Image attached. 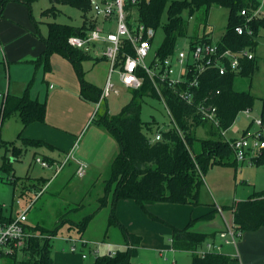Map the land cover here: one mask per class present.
Instances as JSON below:
<instances>
[{
  "label": "trees",
  "instance_id": "trees-1",
  "mask_svg": "<svg viewBox=\"0 0 264 264\" xmlns=\"http://www.w3.org/2000/svg\"><path fill=\"white\" fill-rule=\"evenodd\" d=\"M15 2L30 5L32 0H1L0 20L4 18V12L8 5ZM50 3L51 7L43 11V16L57 17L60 12L59 6L65 5L73 7L83 14V24L81 27H73L56 22L48 23V36L41 37L45 48L33 64L37 67H43L44 71L48 72L51 70V57L53 55L58 54L66 58L73 64L80 78L82 99L96 104L100 99L102 89L86 81L83 72V62L91 57L70 47L67 43L70 36L84 35L94 27L92 23L89 25L88 21V14L91 11L90 1L50 0ZM213 6L224 7L230 11L228 26L219 42V47L222 50L240 51L248 48L254 51L258 45L260 30H264V19L254 17V13L261 7L259 0H183L173 2H169V0H140L138 10L140 21L147 27H154L158 31L167 9V22L163 26L165 36L163 42L159 45V54L165 57L175 51L179 39L186 36L187 21L183 14L188 12V15L192 18L195 12L204 10L207 16L208 11ZM244 10L247 11V16L241 15V11ZM251 17L252 19H250ZM205 25L204 27H207V17ZM237 26L244 27V34L238 35L235 32ZM192 38V41H197L199 37L194 36ZM255 63L254 60L243 63L242 75L251 77L256 66ZM234 78L235 75L233 74L220 76L216 71L205 73L201 86L202 97L207 95L214 97L219 109L221 126L216 128L208 125V135L211 137L200 140L202 150L198 154L194 153L195 137L193 136L192 127L189 125V120L191 116L195 115L196 109L194 106L181 101L172 89L166 88L164 93L175 118L186 133V143L176 131L165 132L163 139L160 141L153 142L151 140L149 135L153 132L152 126L155 122H144L141 119L144 97L149 95L157 100L153 86L148 80L142 89L133 90L129 103L122 108L118 115H110L108 109L101 115L97 112L95 117L99 115L100 118L96 122L106 128L115 137L119 145V150L111 161L107 178L100 183L101 177L97 176L95 184L86 191L88 193L101 184L103 195L96 200L97 205H94L92 210H88V205L78 200L70 202L58 214L54 222H46L45 219H43V223L42 220L33 222V225L29 226L33 237L29 241L28 247L13 258L12 263L53 264L54 238L59 235L64 227H67L70 231H76L78 238L85 239L88 244H98V242L86 239L85 235L88 234L90 225L97 214L111 206L105 237L100 242L108 243L107 240L112 238L110 233L116 230L119 232L120 240L125 245V249L118 250L113 257L108 255L98 256L92 264H134L133 259L137 256L141 238L130 233L118 220L116 216L118 202L121 200L134 201L151 219L161 222L164 221L150 213L148 206L158 203L194 206L200 204L201 188L205 185L204 176L207 170L216 164H223V159L233 155L230 143L221 138V131L229 129L239 113L250 109L255 102V98L251 93L234 90ZM31 85L32 82L19 96L12 94L5 96L1 109V122L12 116L19 118L23 128H27L36 122H45L47 102L31 97ZM218 90L221 92L219 95L216 94ZM194 119L195 122L201 123L197 118ZM261 120L264 122V99ZM18 138L25 148L49 146L43 140L22 138V134ZM0 146L12 149L16 158L22 153V149L17 147L14 142L9 143L0 140ZM48 161L54 163V161ZM263 161H260L257 165L264 164ZM71 163L69 162V164ZM11 169V163H7V160H5L0 167V172L4 171L10 176L12 175ZM74 177L73 173L71 179H74ZM10 183L14 185L15 190L18 178L14 174L10 176ZM32 190L36 194L42 188L34 186ZM15 199L14 196V203ZM224 208L234 211L235 224L242 232L257 231L264 226V190L254 194L247 201L237 202L231 207ZM214 211L217 212V210ZM213 214L214 212L191 221L183 229L170 225L172 228V248L177 251L193 252L201 247L207 240L208 235L193 232L191 227L200 220L211 218ZM0 218L11 220V217H4L1 204ZM111 229L113 230L111 231ZM19 256L21 258H18ZM230 261L229 257L219 254H210L205 258L194 255L192 264H228Z\"/></svg>",
  "mask_w": 264,
  "mask_h": 264
},
{
  "label": "rangeland",
  "instance_id": "rangeland-1",
  "mask_svg": "<svg viewBox=\"0 0 264 264\" xmlns=\"http://www.w3.org/2000/svg\"><path fill=\"white\" fill-rule=\"evenodd\" d=\"M173 1L183 0H169V2ZM50 7V0H32L30 5L21 2L10 3L4 13L6 17H4L0 22V31L5 37H7L13 33L11 27H14L16 29L18 28L21 34H24V31L28 30L33 35V37H35L36 42L40 44L42 42L41 37L48 36V23L56 22L58 24H66L73 27L82 26L84 17L79 10L64 5L59 6L58 9L60 12L57 17L43 16V11ZM88 16H90V13L88 14ZM229 16V9L220 6H213L208 11L207 16L204 10L195 12L192 18H190L188 12H185L183 14V17L187 21V33L185 37L179 39L177 46L181 48H187L188 45L186 43L188 42V40L203 32L200 30H202V28L206 26V17L208 25L207 30L212 33L211 37L213 39V43L218 44L226 32L229 22ZM257 17H261L264 19V2L260 7V13L257 15ZM166 22L167 9L162 17V25L157 31V35L155 38L156 47L161 45L164 40L165 34L163 26ZM258 38L259 43L255 50V55L258 62L257 70L254 72L252 77H236L233 83V87L235 90L239 92H251L255 97V103L251 107V111L248 115L249 117L246 118L244 117V115H242L244 118L243 122L241 124L237 123V126L242 130L245 129V127L251 120H257L261 117V99L264 98V30L263 34H259ZM23 41L24 42L21 44L22 47L27 48L28 46H30L29 40ZM26 53L27 52L24 51L23 55ZM5 54V50L4 48H2V53H0V94L2 96L6 94L8 88L10 90V94H14L16 90H21V86L24 85V83H30L31 81V88L34 92L37 90H41V86L45 88V85L41 78L44 69L37 67L35 64L26 62L32 58H29L31 54H27L25 57L26 59L9 60L10 63L8 65H6L4 61ZM110 67V62L106 59H88L83 62L84 77L87 81L93 82L96 86L103 88L110 74ZM113 79L120 89V94H113L106 102H104L100 110L98 111L99 115H101L106 110V108L109 109L110 115H118L121 112L122 108L129 103L132 97V90L124 88L120 84L116 75H114ZM2 96L0 97V137L4 142L12 143L13 141L15 144L16 142H18L16 146L22 149V153L17 156V161H14V158L16 157H14L13 150L6 149L4 146H0V167L3 165L4 161L7 160V163H11L12 174H15V176L18 178V184L16 185L14 190V185L10 183V176L4 171L0 172V203H6L8 204V206H11L14 196H21L25 189L31 190L34 188V186L43 187L44 184L42 178L53 179L55 183L59 181L61 178V171L56 174V167L54 168V171H52L50 169H43L39 164L36 163V158H43V156H52L53 152L52 150L47 148H25L18 138L22 124L17 116H12L1 122V109L3 104ZM99 115L97 117H94L96 120L94 122L92 121L91 123L93 127H99L96 124V121H98L100 118ZM153 118L156 121V123L152 126L153 132H156L159 129L164 130L168 122V115L165 107L160 101L147 95L144 97L142 102L141 119L144 122H149L152 121ZM105 129L100 128L101 131ZM104 133L106 135L109 134L107 131ZM196 134L197 137H205L203 130H197ZM229 136L233 135L229 134ZM201 150V143L196 141L194 144V153H201ZM117 151L114 155L117 154ZM234 160V157H232L229 161H226V163L216 164L214 166H211L207 170L204 176L205 185L201 190L200 206L192 207L189 205L157 204L155 207H157L156 209H158L161 214V217H159L168 223L172 222L171 219H180L184 217V215L185 219L187 217H194L195 219V217L198 216L200 212H205L207 210L208 205L217 203L218 206H232L237 201L248 200L255 192H261L264 188V166L255 167L250 164H244L237 171L236 167L233 166ZM109 167L110 165H108L107 169L100 170L99 172L101 173L95 174L93 177H91V179L85 178L84 180H81L79 177L75 176L74 179H72L68 184V186L62 191L60 189L61 187L58 189V184L54 189L50 190L51 192L54 190L56 191V193L53 195L48 191L44 192L36 201L35 205L29 213L31 221L35 222L37 220H42L43 223V219H45L46 222H54L57 219L58 214L63 211V209L68 206L70 202H75L78 200L80 202L83 201L84 204L88 205V210H92L93 206L97 205L96 200L103 195L101 184L91 189L88 193H86V191L90 186H93L95 184L94 182L97 176L101 177L99 180L100 183L103 179L107 178L109 174ZM67 169L68 168L66 167L64 171H66ZM110 210L111 206L101 210L97 214V217L90 225L87 236L90 235L92 238H101L102 236H105ZM225 211L230 214V210ZM119 212L121 216H123L121 213L122 208H120ZM146 219H149L152 224L149 228L142 229V231H145L144 236L146 237V247L140 248L138 250V254L134 259V262L137 264H155L160 260L157 251L162 250L161 247H158V250L152 249L150 247V237L154 235L153 230H156V233L158 234L157 237L163 243H169V225H167L166 223H160L161 221L156 222L150 219L147 215ZM123 220H126L127 223L125 224H130L129 226H131V228L139 227L135 219L131 215H124ZM113 229H111V231ZM61 231L62 232L58 235L59 239L61 240L65 239L66 235L68 236V238L69 236L75 238L77 235L74 232H71L69 234L66 227H64ZM110 235L113 237H119V232L113 230ZM66 241L68 243L72 242L70 239H66ZM61 246L62 242L55 239V249L53 255L56 251H60L59 247L61 248ZM91 249L94 252L98 251V256H104L108 253V246L106 244L93 245ZM68 257L73 258L74 261L67 264H92L95 260L94 254H91L89 256L90 259L87 261H82L80 258L71 255H68ZM18 258H21V256H19ZM165 258H168V260H170L171 255L169 254L168 256L167 254ZM65 259L68 261L67 257ZM165 261L167 260L165 259ZM0 264L13 263L12 261H6ZM55 264H63V261L61 260V258H57Z\"/></svg>",
  "mask_w": 264,
  "mask_h": 264
},
{
  "label": "built area",
  "instance_id": "built-area-1",
  "mask_svg": "<svg viewBox=\"0 0 264 264\" xmlns=\"http://www.w3.org/2000/svg\"><path fill=\"white\" fill-rule=\"evenodd\" d=\"M89 1L96 27L84 35L70 36L67 43L70 47L88 55L106 59L111 65L110 74L102 89L100 99L96 103V111L92 119L104 102L113 94H120V89L113 79L116 75L120 84L132 91L142 89L148 80L153 86L157 100L164 105L168 123L164 130L159 129L153 134L151 137L153 142L162 140L164 133L171 131H176L186 142V133L175 118L164 93L166 88L172 89L184 103L195 107V117L199 122L216 128L221 126L219 109L214 97L212 95L202 97L201 86L205 73L216 71L220 76L238 73L242 69L244 59L251 61L255 59L253 52L247 49L222 50L202 36L197 41L187 42V48L175 49L171 54L163 57L159 54V47H155L156 29L147 27L140 21L138 10L140 0ZM259 1L261 4L264 2V0ZM259 13L260 8L254 13V17H257ZM241 15L247 16V11H241ZM244 31L242 26L235 28L238 35L244 34ZM220 93V90L216 92L217 95ZM244 113L248 115L250 110L247 109ZM254 124L257 126L255 132L236 139L228 138L229 130L221 131V136L230 143L238 165L244 163L254 165L264 158V122L258 119ZM77 145L76 143L75 148ZM69 162L76 163L77 177L86 176L87 164L76 160L73 151L66 155L62 163L56 165L40 157L36 158V163L43 168L56 167V174L62 171ZM44 191L45 189H42L36 193L35 197L26 204L20 197H17L15 203L20 205L17 216L11 217V220L0 218V263L11 261L28 247L33 237L29 229V213ZM216 210L223 216L222 207L217 206ZM241 233L242 231L233 224L226 226L220 236L225 244L236 245ZM107 246L106 255L115 256L117 251L112 248L111 244ZM214 247L209 245L207 253L219 248ZM89 249L91 245L85 239L78 238L71 246V251H79L85 260L90 254H94L97 258L98 251L94 252ZM201 255H206V253L202 252Z\"/></svg>",
  "mask_w": 264,
  "mask_h": 264
},
{
  "label": "crops",
  "instance_id": "crops-1",
  "mask_svg": "<svg viewBox=\"0 0 264 264\" xmlns=\"http://www.w3.org/2000/svg\"><path fill=\"white\" fill-rule=\"evenodd\" d=\"M4 17L6 16L4 15ZM89 20H88L89 25L92 23L94 25L92 29H94L97 24L94 22L95 19H94V15L92 11H90ZM1 21L2 19L0 20V22ZM11 30L13 33L7 37H5L0 31V53H2V48H4L5 53H6L4 56L5 64L8 65L10 63L9 60L26 59L25 57L27 54H31L29 58L31 57L32 58L26 62L33 64V62L36 61L40 57L41 53L43 52L45 48L44 44L42 42L38 44L36 42L35 37H33V35L28 30L24 31V34H21L18 28L16 29L14 27H11ZM200 31H203V32L201 34H197L196 37H202V36L206 37L208 40H210L213 43V39L211 37L212 33L207 30V27H203L202 30ZM261 33L263 34V30L260 31V34ZM192 39L193 38L189 39L188 42L191 41ZM23 40L25 41L29 40L30 46H28L27 48L22 47L21 44L24 42ZM215 45L219 46V43ZM178 48H181V47L177 46L176 49ZM247 50L254 53V56H255L254 61L256 62L255 63L256 66L254 68V72H255L258 68L257 57L255 55L256 49L252 51L247 48ZM24 51L27 53L23 55ZM89 56L91 57L90 59H94V60L103 59V58H96L91 55ZM248 61L250 60L244 59L243 63H246ZM40 68H43V67H40ZM242 68H243V65H242ZM242 71L243 70L241 69L240 72L233 73V75H235V78L238 76H244L242 75ZM41 78L45 85V88L41 86V90H37L35 92L33 91L32 88H30V95L33 99H38L39 101H42V102L44 99V101L47 102V112H46L45 122L44 123L36 122V123L29 125L27 128L21 127L19 135L22 134V138L39 139V140H43L46 143H48L49 146H41L35 149L47 148V149L52 150L53 152L52 156H43L42 159H45V160L48 159L50 161H54L53 165L62 163L63 160L66 158V155L69 154L71 151H73V156L76 160L87 164L86 176L80 179L81 180H84L85 178L91 179V177H93L95 174H100L101 173L99 172L100 170L107 169L108 165H110L112 159L115 156L114 154L116 153L117 150H119L118 142L115 139V137L113 135H110V132L106 130L102 125L96 123L100 128L102 129L104 128L109 133V134L107 133L108 135L104 133L106 132L105 130H103L104 131L103 132L100 130L99 127L92 126L91 123L92 121L94 122V119H95V118L92 119V117L94 116L97 105L87 102L82 99L81 81H80V78L73 64L70 61H68L66 58H63L62 56L58 54L53 55L51 57V70L48 72L43 70V75ZM27 83L28 82L24 83V85L21 86V90H16L14 94L12 93L11 94L17 95V96L23 94L24 90L27 88L29 84ZM90 83L94 84L93 82H90ZM103 88H100V89H103ZM7 94H10L9 88L7 89V92L5 95L2 96L0 94V97L1 96L3 97V101ZM263 99L264 98L261 99L262 105H263ZM249 110L251 111V108ZM242 115H244V117L246 118L249 117L248 116L249 114L246 115L244 111H241L239 113L234 124L229 129H227L229 130L227 132V136L229 139H236V138L243 137L245 135H250L253 132H255V130L257 129V126L254 124L255 120H251L244 130L240 129L237 126V123L241 124L243 122L244 118ZM194 118H196L195 115L191 116V119L189 120L190 122L189 125H191L193 134H194L193 136L195 137L194 143L196 141L200 143L201 139H207L211 137L208 135V131H209L208 125L210 124L205 125L203 123H198L197 121L195 122ZM153 121L156 123L154 118L152 121H149V122H153ZM197 130H203L205 137L204 138L197 137V134H196ZM154 133L155 132H152V134L149 136L152 137ZM229 134L230 135L232 134L233 136H229ZM221 138L224 139L222 136ZM0 140L2 141L1 137H0ZM76 143L78 145L75 148ZM16 144H18V142H16ZM232 157H234L235 159L234 153L232 156H229V158H225L223 160V163H226V161H229ZM262 160L264 159H261L260 161ZM14 161H17V158H14ZM244 164H247V163H244ZM244 164L238 165L236 160H234L233 166H235L236 170L238 171V169L242 167ZM252 166L262 167L264 166V164L262 165L254 164ZM66 167L68 169L64 171ZM66 167H64L63 171L60 172L61 178L56 183L54 182L53 179L42 178L44 186L41 188L45 189L44 192L48 191L51 193L50 190L54 189L58 184H59L58 189L61 187L60 188L61 191L64 189L63 188L64 186L65 187L68 186L69 181L72 180L71 176L73 175V173H74V176H76L75 174L76 163L72 162ZM43 169H47V168H43ZM50 170L54 171V168L52 167L50 168ZM204 181H205V178H204ZM203 187L201 188V190L203 189ZM55 193H56L55 190L52 191V195ZM257 193L255 192L254 194H257ZM254 194H252L251 197ZM200 196H201V193H200ZM19 197L22 199L23 203L26 204L29 200L35 197V192L32 189L31 190L26 189L24 190V194ZM13 200H12L11 206H8V204L6 203H3V204L0 203L3 206L4 217L8 218V217L17 216V212L20 208V205H17L16 203H14ZM244 201H247V200H244ZM237 202H242V201H237ZM158 204H166V203H158ZM156 205L157 204L148 206V211L152 213L153 215L157 216L158 218H160L161 214L158 211V209H156L157 208L155 207ZM173 205H187L188 206V204H173ZM200 205H201V202L198 206ZM189 206L197 207L194 205H189ZM217 206H218L217 203L208 205L207 210L205 212H200L198 216L195 217V219L194 217H191V218L187 217L185 219V215H184V217L180 219H174V218L171 219L172 220L171 223H168L161 218L160 219L163 220L164 222L154 220L156 222L166 223L170 227L169 243H165V242L163 243L157 237L158 234L156 233V230H153L154 235L150 237V240H151L150 247L156 250H158V247H161L162 249V250L157 251L160 257V260L157 261L155 264H192L194 255H197L201 258H205L207 255H210V254H219V255L229 257L231 261L228 264H264V226L257 231L242 232L241 236L238 238L236 245L225 244L220 234L225 230L226 226L233 225V224L236 225L234 221V211L231 209H228L230 210V214H228V212L225 211L227 209H225L224 207H231V206H221L220 205L219 207H222L224 210V214L222 216L218 211L217 212L214 211L216 210ZM120 208H122L121 213L123 216H121L119 212ZM212 212H214V214L211 218L200 220L191 227V230L193 232L208 235L207 240L203 243L201 247H198L193 252L177 251L172 248L171 246L172 228L170 225L177 227L179 229H183L187 227L191 221L200 219L201 217L208 215ZM145 214L146 213L141 209V207L131 200H121L118 202L117 207H116V216L118 220L126 227V229L130 233L141 238V243H140V247L138 248V250L140 248L146 247L145 245L146 237L144 236L145 231H142V229L149 228L152 224L151 221H149V219H146L147 214L146 215ZM124 215L126 216L131 215L135 219L139 227L136 226L137 228H131V226H129L130 224H125L127 222L126 220H123ZM120 219L123 220L124 222L121 221ZM32 225H33V221H31L30 214H29V226H32ZM61 232L62 231H60V233ZM67 232L69 234L71 232H74L77 234L76 231L74 230L70 231L68 228H67ZM87 235H85L86 239H88L89 241L98 242L99 245L100 244H106V245L111 244L112 248L116 251L125 249V245L121 242L120 237L112 236L111 239L107 240L108 243L107 242L101 243L100 241H103L105 236H102L101 238H92L90 235L89 236ZM55 239L62 242V246L61 248L59 247L60 251L55 252L54 254L55 260H54V255H53L55 248L53 247V252H52V258L54 261L53 264H55V262L57 261V258H61V260L63 261V264L72 263L74 259L68 257V255L80 258L82 261H87L90 259L89 256L91 254L88 255V259L85 260L82 258V253H80L79 251L78 252L71 251V246L75 243L76 239H78V235H76L75 238H72L71 236H69L68 238V236L66 235V238L63 239L65 241L59 239L58 236L55 237L54 240ZM66 239L67 240L70 239L72 242L68 243ZM93 245H97V244L95 243L91 244V248ZM209 245L213 247L218 246L219 248L217 250L211 251L210 253H207ZM213 249H215V247ZM89 250L91 251V249ZM202 252H205L206 255H201ZM166 253L168 254V256L169 254L171 255L170 260H168V258H165V256L167 255ZM66 257L68 258V261L65 259ZM134 259H133V263L137 264L134 262ZM165 259L167 261H165Z\"/></svg>",
  "mask_w": 264,
  "mask_h": 264
},
{
  "label": "water",
  "instance_id": "water-1",
  "mask_svg": "<svg viewBox=\"0 0 264 264\" xmlns=\"http://www.w3.org/2000/svg\"><path fill=\"white\" fill-rule=\"evenodd\" d=\"M77 33H79V31H77Z\"/></svg>",
  "mask_w": 264,
  "mask_h": 264
}]
</instances>
